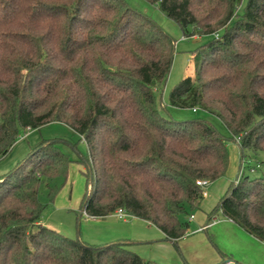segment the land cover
I'll return each mask as SVG.
<instances>
[{"label": "trees", "instance_id": "obj_1", "mask_svg": "<svg viewBox=\"0 0 264 264\" xmlns=\"http://www.w3.org/2000/svg\"><path fill=\"white\" fill-rule=\"evenodd\" d=\"M145 1L185 38L211 37L197 49L195 78L172 89L169 106L211 114L229 136L205 120L162 113L158 93L176 41L124 0H0V159L20 129L50 123L86 145L75 161L59 141H42L0 175V264H151L131 243L90 245L41 224V184L52 199V181L74 161L87 179L84 214L105 219L124 209L178 248L204 199L197 182L227 172V142L239 145L242 163L245 152H264V0ZM239 173L207 224L221 211L264 243V175ZM218 251L220 264H239Z\"/></svg>", "mask_w": 264, "mask_h": 264}, {"label": "rangeland", "instance_id": "obj_2", "mask_svg": "<svg viewBox=\"0 0 264 264\" xmlns=\"http://www.w3.org/2000/svg\"><path fill=\"white\" fill-rule=\"evenodd\" d=\"M129 6L138 12L154 20L164 32L169 34L175 41V54L165 87L158 93L161 98L162 113L171 114L175 119L192 120L201 119L213 124L224 136L229 133L222 122L215 116L206 112L194 113L189 109H176L169 106V95L172 89L185 77L195 78L199 63L197 49L207 43L211 37L194 36L185 38L180 26L173 20L166 17L161 10L149 4L145 0H124ZM59 141L58 147L62 153L67 154L72 160L77 161L79 154L86 153V145L80 136L74 133L69 127L61 123H50L40 129L23 130L20 129L19 139L12 151L0 159V175L13 170L21 163L28 154L42 141ZM227 149L229 154V167L226 174L214 181L208 182L206 186L207 196L204 197L199 209L191 212L188 219L190 238L187 240L186 248L188 253L196 251L194 245L201 247L197 242L204 237L209 250L216 256V261L212 264H220L222 258L219 251L232 256L239 264H253L249 259L259 261L261 255L255 254L256 247L261 244L241 230L239 226H234L227 220L221 211L215 212L217 222L209 224L206 231L197 230L207 223L209 215L221 202L229 187L235 182L241 173L250 177H260L264 175V152L255 154L251 151L245 152V159L242 163V154L236 142L228 141ZM71 163L66 178L59 177L52 181V185L58 188V192L51 199L50 190L46 182H43L39 190V200L46 206L41 215L40 222L57 233L69 239H80L90 245H104L117 242H128L130 250L141 258L151 262V264H174L170 260L164 261L168 257L163 250H158V243L163 240V233L155 226L146 221L129 217L126 221L118 219L115 214L105 219L93 220L81 210V201L85 195L87 179L84 168L77 162ZM242 167V168H241ZM184 219L183 216L180 217ZM214 222V221H212ZM233 229L242 231L247 241L240 238V233ZM238 227V228H237ZM197 231V232H196ZM150 242L152 244L148 245ZM174 256L180 264H200L204 260L193 259L190 262L185 255L184 248L179 242L178 248L169 242ZM138 251L139 253H137ZM144 254V255H143ZM205 261L209 256L204 254ZM202 258V259H203ZM255 261V262H256ZM264 264V261H261ZM211 264V263H210Z\"/></svg>", "mask_w": 264, "mask_h": 264}, {"label": "crops", "instance_id": "obj_3", "mask_svg": "<svg viewBox=\"0 0 264 264\" xmlns=\"http://www.w3.org/2000/svg\"><path fill=\"white\" fill-rule=\"evenodd\" d=\"M213 221H214V222H212L213 224H214L215 222H217L215 218L213 219ZM229 222H231L232 225L237 226V225L234 224L232 221L229 220ZM212 223H210V224H212ZM232 225H228V226H229V228H231L234 232H242V231H237L238 229H233ZM208 228H209V225L206 223L205 225L201 226V227H200L199 229H197V230H199V231H200V230L206 231V230H208ZM237 228H238V227H237ZM241 230H242V229H241ZM196 232H197V231H196ZM243 234H244L243 232L240 233V238H241V240H243V241L246 242L247 239H246L244 236H247V235H243ZM249 236H250V235H249ZM163 238H164V235H163ZM189 238H190V233L188 232L187 235H186L184 238H182V239L180 240V244H181V247L184 248V252H185L186 258H187L190 262H192L193 259L204 260V261H202L200 264H210V263L212 264L214 261H216V256H215V255L209 250L207 243H205V241H204V237H201L202 240L197 242L199 245H201V247L194 245L193 247L196 248V251H193V253H188V252H187V251H188V248H186L187 245H185V244H186V242H187V240H188ZM257 241H258V240H257ZM161 242L164 243V244H160V242H159V243H158L159 245H157V246H158L157 248H158V250H163L164 253L168 256V257H165V258H164V261H167V262H168V260L171 259V260H170V263L180 264V262H178L177 259H176V257L174 256L172 249L169 247V246H170V245H169V242L165 241L164 239L161 240ZM258 242H259V244H261V245H260V247H256V252H255V254L257 253V254L261 255V257L259 258V261H256L255 259H252V258H249V259L253 262V264H260V263H262L261 261H264V243H262V242H260V241H258ZM147 244L150 245V244H152V243L148 242ZM136 252L139 253L138 251H136ZM139 254H140V253H139ZM204 254H207V255L209 256L208 261H205V259L203 258V257H204ZM140 255H142V254H140ZM143 255H144V254H143ZM202 258H203V259H202ZM255 261H256V262H255ZM237 262H238V261H237Z\"/></svg>", "mask_w": 264, "mask_h": 264}, {"label": "built area", "instance_id": "obj_4", "mask_svg": "<svg viewBox=\"0 0 264 264\" xmlns=\"http://www.w3.org/2000/svg\"><path fill=\"white\" fill-rule=\"evenodd\" d=\"M207 183H208V181H204V180H201V181L197 182V185L200 186L201 189H202V194H203L204 197L207 196V190H206ZM114 214L118 217V219L123 220V221H126L130 217L126 213V211L124 209H121V208L117 209ZM90 218L93 219V220L99 219L97 217H90ZM228 264H231V262H228Z\"/></svg>", "mask_w": 264, "mask_h": 264}]
</instances>
